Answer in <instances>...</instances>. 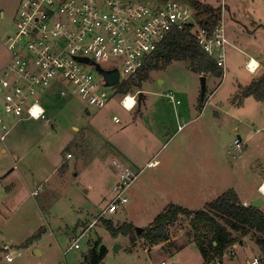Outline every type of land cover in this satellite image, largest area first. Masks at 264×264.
Here are the masks:
<instances>
[{"label": "rangeland", "instance_id": "374dc122", "mask_svg": "<svg viewBox=\"0 0 264 264\" xmlns=\"http://www.w3.org/2000/svg\"><path fill=\"white\" fill-rule=\"evenodd\" d=\"M202 1L214 8L227 4L222 20L229 42V72L223 70L220 80L202 75L211 76L206 99L201 101L202 76L183 62L151 74L141 90H132L130 95L139 96L131 111L122 108L123 96L113 89H108L111 102L98 109L76 96L61 97L53 86L39 96L45 118L17 123L5 144L0 143V177L10 174L8 180L15 185L6 188L0 179V264H85L86 254L97 243L109 250L102 264H208L197 245L187 240L186 219L171 229L173 247L167 250L150 249L144 240L133 246L129 238L112 239L101 220L144 230L170 204L203 211L231 189L244 205L262 200L264 212V195L257 193V178L264 177V104L250 98L237 107L227 101L237 82L250 83L245 69L250 58L262 65L257 75L264 72V0ZM20 3L0 0V67L10 58L5 42L15 29ZM115 116L119 123L113 121ZM237 135L244 147L243 155L234 159ZM125 169L137 176L124 194L128 203L109 209L113 188ZM25 182L31 188L42 183L39 198L30 196ZM80 220L85 225L72 231ZM42 229L46 231L40 238L28 244ZM74 235L82 236L81 250L67 252ZM243 241L230 251L236 257L226 254L224 264H247L251 257H262L250 237ZM36 247L41 255H36Z\"/></svg>", "mask_w": 264, "mask_h": 264}, {"label": "built area", "instance_id": "2783aa9c", "mask_svg": "<svg viewBox=\"0 0 264 264\" xmlns=\"http://www.w3.org/2000/svg\"><path fill=\"white\" fill-rule=\"evenodd\" d=\"M221 5L223 11L226 3ZM222 19L209 32L198 25L194 9L177 0L157 1L153 6L123 0H21L15 29L5 42L10 58L0 72V143L5 144L17 123L45 118L39 96L53 86L60 89L61 97L72 95L90 107H106L113 98L108 89L119 94L118 88L139 75L170 34L187 27L193 28L202 51L226 71L229 42ZM252 62L246 65L250 72L255 71ZM97 67L118 70V84L107 87ZM130 94H120L126 111L137 106L139 92ZM113 121L120 122L116 116ZM233 147L234 159L241 157L243 141L236 138ZM136 179L129 169L122 171L109 209L128 203L124 194ZM81 238H73L69 250H81ZM6 260L13 258L7 255ZM248 264H264V260L255 257Z\"/></svg>", "mask_w": 264, "mask_h": 264}, {"label": "trees", "instance_id": "16d2710c", "mask_svg": "<svg viewBox=\"0 0 264 264\" xmlns=\"http://www.w3.org/2000/svg\"><path fill=\"white\" fill-rule=\"evenodd\" d=\"M167 3L173 0H157ZM190 5L196 14L198 25L209 32H213L222 17L221 8H214L202 0H177ZM174 62H183L195 74L211 75L221 79L224 71L216 62L208 57L198 45L193 34V28L187 27L183 31L173 32L159 46L146 67L135 78H131L118 88V93L129 94L132 90H141L143 83L150 80L151 74L161 72ZM207 94V92H206ZM205 94V99H206ZM143 100L144 96H141ZM253 98L256 102L264 103V75L252 81L246 87H240L233 103L241 105L244 99ZM206 101V100H205ZM203 211H192L179 205L170 204L160 213L151 225L138 232L133 224L115 225L110 220H101L104 229L112 239L129 238L134 246L138 240H144L148 248L162 246L164 250L173 247L171 229L186 219L189 225L187 240L195 243L199 252L208 264L216 261L223 263L227 253L236 245H244V239L250 237L254 245L261 251L264 260V212L253 206H244L239 195L233 189L228 190L217 200L206 204ZM43 234L28 241L32 244ZM99 244L91 246L85 257V264H102L109 250L106 246L98 248ZM182 248V247H181ZM184 248V246H183ZM233 255V252H230Z\"/></svg>", "mask_w": 264, "mask_h": 264}, {"label": "crops", "instance_id": "0c3cea01", "mask_svg": "<svg viewBox=\"0 0 264 264\" xmlns=\"http://www.w3.org/2000/svg\"><path fill=\"white\" fill-rule=\"evenodd\" d=\"M227 5V4H226ZM231 51V50H230ZM250 60H252V61H255V62H257V66L255 67V71H253V72H250L249 70H247L246 69V65L248 64V62L250 61ZM230 62H231V60H230ZM7 64V61L0 67V72H1V70L4 68V66ZM245 69L248 71V73L251 75L250 76V83L248 84V85H250L251 83H252V81H254V80H257V79H259V78H261L263 75H264V72H262L261 73V75H257L258 73H260L261 71H262V65L260 64V62L256 59V58H250L247 62H246V64H245ZM226 70H227V66H226ZM226 72V71H225ZM227 72H229V70H227ZM224 76H225V74H224ZM223 76V77H224ZM208 77H211V76H206L205 78H206V86H207V81H208ZM222 77V78H223ZM215 79V78H214ZM217 80H220V79H217ZM236 91H235V93L231 96V98L230 99H228L227 101H228V103L229 104H232V105H234V106H237L238 107V105H236V104H234L233 103V101H234V98H235V96H236V94L238 93V91H239V88L240 87H246V86H248V85H246V86H244V85H241L240 83H236ZM207 90V89H206ZM216 91V90H215ZM215 91L214 92H212L211 93V95L209 96V98H208V100L213 96V94L215 93ZM248 99H250V98H248ZM248 99H244L243 100V102H242V104L244 103V101H246V100H248ZM253 99V98H252ZM254 100V99H253ZM259 103V102H258ZM241 104V105H242ZM262 104H264V103H262ZM241 105H239V106H241ZM218 106V105H217ZM23 121H29L28 119H26V120H23ZM33 121H39V120H33ZM20 123V122H19ZM241 139L242 141H243V139L241 138V136H239V135H237V139ZM2 154H4V155H7V149H4L3 150V152H2ZM243 155V154H242ZM13 157H14V160H16V161H19V157H18V155H15L14 153H13ZM69 158V157H68ZM61 164L59 163V165L58 166H60ZM149 166H150V164H149ZM244 169V168H243ZM10 170V169H9ZM9 170L7 171V172H9ZM15 170V169H14ZM9 176H10V174H4V175H2L1 177H0V179H3V182L4 183H6V188L7 187H9V189H14L15 188V185H14V182L12 181V180H8V178H9ZM8 181H11V182H9V183H7ZM257 181H261V184H260V186L257 188V193L260 191V187L262 186V185H264V177H262V180H259L258 178H257ZM3 182H2V184H3ZM25 184H26V186L27 187H29L28 186V184L25 182ZM42 184V183H41ZM41 184L39 185L38 183H35V186L33 187V188H31V187H29L30 189H28V191L30 192V196L31 197H34V198H39V195H40V192H39V190L41 189ZM38 186V187H37ZM4 187V186H3ZM25 187V186H24ZM35 187H37V188H35ZM26 188V187H25ZM7 191H9V190H7ZM33 192H37V195H35ZM11 193H13L14 194V190L12 191V192H10V194ZM237 193V192H236ZM33 194V195H32ZM199 194V191H196V196H199L198 195ZM35 195V196H34ZM240 196V195H239ZM7 199V198H6ZM241 199V198H240ZM206 204V203H205ZM123 205H125V204H123ZM180 206V205H179ZM185 205H182V207H184ZM184 208H186V207H184ZM188 209V208H187ZM189 210H191V209H189ZM85 223L86 222H84V221H78L76 224H75V228L74 229H72V231H76V232H79V229H82V227L85 225ZM87 227V226H86ZM91 227H92V225H91ZM43 230V233L46 231L45 229H42ZM41 231V230H40ZM71 231V230H70ZM70 233V232H69ZM75 236V235H74ZM81 236V235H80ZM72 237H73V235H72ZM75 237H79V236H75ZM71 239H73V238H71ZM115 240H117V239H115ZM35 246V245H34ZM72 246V245H71ZM89 246H91V245H89ZM70 249V248H69ZM108 249V248H107ZM35 251V253H36V255L37 254H40L41 255V252H40V249L39 248H37L36 247V249L34 250ZM70 251H72V250H68L67 252H70ZM89 252V251H88ZM234 257H236V256H234ZM257 257V256H256ZM253 258H255V257H251V258H249V260H247L246 262H247V264H248V262L250 261V260H252Z\"/></svg>", "mask_w": 264, "mask_h": 264}, {"label": "water", "instance_id": "95a60500", "mask_svg": "<svg viewBox=\"0 0 264 264\" xmlns=\"http://www.w3.org/2000/svg\"><path fill=\"white\" fill-rule=\"evenodd\" d=\"M87 62V61H83ZM97 71L104 77L106 86L107 87H114L118 84L120 76L118 70H112V71H104L100 67H97ZM201 84H202V94H201V101H203L205 94H206V78L201 77ZM143 95V93H141ZM141 99V98H140ZM263 201L262 200H256L251 202V206L254 208L260 209ZM137 231L140 233L143 230L142 229H137ZM118 248V246H115V249Z\"/></svg>", "mask_w": 264, "mask_h": 264}, {"label": "bare ground", "instance_id": "6f19581e", "mask_svg": "<svg viewBox=\"0 0 264 264\" xmlns=\"http://www.w3.org/2000/svg\"><path fill=\"white\" fill-rule=\"evenodd\" d=\"M257 66V62L253 61L252 62V65H251V68H252V71L255 70V67ZM132 103V100L131 98H129L127 100V105L130 106ZM262 188H260V192L264 195V185L261 186Z\"/></svg>", "mask_w": 264, "mask_h": 264}]
</instances>
